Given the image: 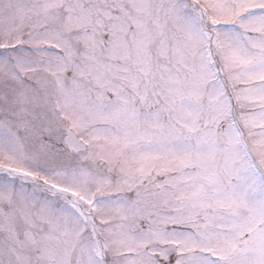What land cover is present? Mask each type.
<instances>
[{"label": "snow or ice", "instance_id": "snow-or-ice-1", "mask_svg": "<svg viewBox=\"0 0 264 264\" xmlns=\"http://www.w3.org/2000/svg\"><path fill=\"white\" fill-rule=\"evenodd\" d=\"M0 264H264V0H0Z\"/></svg>", "mask_w": 264, "mask_h": 264}]
</instances>
